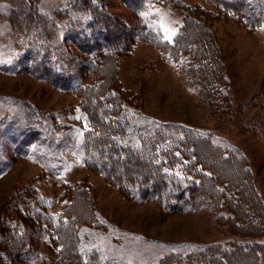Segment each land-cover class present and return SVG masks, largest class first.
Returning <instances> with one entry per match:
<instances>
[{
  "label": "trees",
  "instance_id": "1",
  "mask_svg": "<svg viewBox=\"0 0 264 264\" xmlns=\"http://www.w3.org/2000/svg\"><path fill=\"white\" fill-rule=\"evenodd\" d=\"M170 1L121 0L136 16L133 23L123 24L106 9L104 0H66L57 13L44 9L40 0H9V22L18 54L0 68L26 72L76 93L80 102L45 111L6 98L9 110L0 119V142L12 140L20 154L35 157L50 174L58 173L64 164L59 152L74 149L89 169L102 174L133 202L154 201L168 212L198 209L211 202L218 222L232 227L234 219L250 211L249 206L261 209L252 190L246 156L210 133L144 114L137 94L119 79L120 56L129 54L139 42H149L162 52L170 50L175 59L186 53L190 73L203 83L214 78L216 51L187 36L189 16L180 29L182 41L169 43L159 28L155 9ZM221 1L236 11L244 6L247 14L241 12L243 17L264 15V0ZM190 19L200 21L197 16ZM36 23L39 27L34 30ZM191 31L193 37H201V30ZM90 74L95 80L84 82ZM9 166L10 161L0 154V172ZM63 188L67 204L58 213L50 210L35 185L14 192L4 214L6 230H0V264L29 261L35 256L28 248V231L47 236L49 250L59 248L57 264H128L86 245L88 229L112 227L97 213L90 186L81 181L66 183ZM252 225L245 221V228ZM157 246L161 255L154 264H224L222 260L229 264L228 258L234 259V264H249L247 259L243 261L246 255L250 264H264L263 241L232 239L206 246L159 241Z\"/></svg>",
  "mask_w": 264,
  "mask_h": 264
},
{
  "label": "rangeland",
  "instance_id": "2",
  "mask_svg": "<svg viewBox=\"0 0 264 264\" xmlns=\"http://www.w3.org/2000/svg\"><path fill=\"white\" fill-rule=\"evenodd\" d=\"M8 1L0 0V64H10L18 54L17 38L9 22L12 6ZM104 1L106 9L123 24L136 20L132 10L121 0ZM40 4L57 13L65 7L66 0H40ZM239 9L224 6L221 0H171L155 9L159 28L169 43L176 39L182 41L180 29L187 16L199 18L196 23L187 19V36L193 38L192 42L202 40L216 51L217 70L209 83H203L190 73L186 53L175 59L170 50L162 52L149 42H139L129 54L120 56L118 75L121 84L137 94L144 114L161 121L193 126L237 147L246 156L252 190L260 210L249 206L250 211L234 219L232 227L218 222L211 202L198 209L168 212L154 201L137 203L127 199L102 174L89 169L74 149L59 152L63 154L64 164L58 173L50 174L35 157L20 154L16 144L4 138L0 142V154L10 161V166L0 172V230H6L5 210L10 197L19 188L35 185L47 199L50 210L58 213L67 204L62 198L63 185L85 181L90 186L97 213L112 225L106 229H88L86 245H94L128 264H154L161 255L159 241L202 246L229 243L232 239L264 242V15L247 18L240 14H247L246 8ZM38 27L36 23L33 29ZM192 29L201 30V37H193ZM94 80V75L90 74L84 82ZM6 98L29 102L45 111L80 102L76 93L59 89L26 72L0 68V119L9 110ZM15 125L18 126L19 121ZM223 215L227 218L228 214ZM246 220L253 224L252 228H245ZM38 229L42 231L44 227ZM28 236V248L35 256L13 264H57L59 248L49 250L47 236L31 235L29 231ZM260 248L264 252V248ZM249 257L246 255L243 261L247 259L245 262L250 264ZM228 262L234 264V259L228 258Z\"/></svg>",
  "mask_w": 264,
  "mask_h": 264
}]
</instances>
